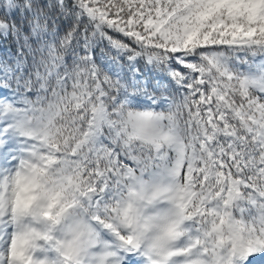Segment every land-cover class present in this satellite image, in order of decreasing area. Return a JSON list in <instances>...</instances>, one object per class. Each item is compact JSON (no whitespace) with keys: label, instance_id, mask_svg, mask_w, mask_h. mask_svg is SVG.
<instances>
[{"label":"rangeland","instance_id":"374dc122","mask_svg":"<svg viewBox=\"0 0 264 264\" xmlns=\"http://www.w3.org/2000/svg\"><path fill=\"white\" fill-rule=\"evenodd\" d=\"M88 1L92 4H87L86 8L92 18L132 35L143 47L155 51L158 56L163 54L167 57L164 68L150 52L118 46L106 36L107 46L115 55L110 56L111 63L112 59L115 63L121 61V68L134 85L141 80L142 96L148 93L145 77L148 72L156 78L173 73L174 77L178 76L186 93L196 88L194 77L199 73L213 83L220 95L218 111L223 116L245 111L257 123L264 122V102L254 96L248 104L240 102L239 106L233 105L224 90L230 89V84L220 79L221 76L225 79L222 73L232 77L234 68H243L241 85L244 92L247 95L254 91L264 93V0H149L147 4L127 0V9H132L136 18L138 15L141 17L139 20L142 22H137L138 25L136 22L132 24V15L126 19L123 13L120 16L118 12L120 8L125 9L126 0H121V5L115 9L114 0ZM197 45H208L206 59L222 73H215L206 62H196L193 49ZM12 56L7 48L0 52V264H123L119 249L125 253L132 246V241L134 251L136 246L143 244L141 260L148 264H205V257L193 256L199 253L197 247L185 246L177 256L173 243L181 212L194 195L196 198L194 189L201 190L197 183L190 181L198 158L196 148L191 143L188 153L175 113L114 109V117L126 137L139 136L151 142L152 137L156 136L165 142L164 163L151 165L150 180L143 178L142 172H138L135 165L130 163H125L122 176L118 153L114 147L108 150L107 142H104L103 150L100 148L97 153L93 151L92 144L90 148L84 147L77 152L83 145L76 144L72 154L61 157L54 148L46 150L48 147L43 143H40L41 146L39 142L37 145L30 144L34 143V139L30 140L31 136L51 142L47 136L57 128L51 124L56 116L54 112L36 106L38 113L33 115L34 119L32 116L35 125L29 132L30 107L27 100L17 92H13V97L9 96V99L2 95V90L9 87L10 74L16 69L11 71L7 68ZM179 57L189 71L172 69L171 61ZM137 60L145 62V66H133ZM88 99L87 96L84 101ZM105 106L112 125L114 119L106 103ZM8 113L14 114L11 119L16 124L3 122V118L9 117ZM44 116L46 120H43ZM196 120H199L198 116ZM73 122L74 118L72 122L67 121L64 131L76 128L77 125L69 126ZM11 125H17L24 131V136L13 131L17 127L12 128ZM106 125L105 122L102 124L101 134ZM230 129L225 133L235 135ZM69 141L55 143L63 147L69 145ZM19 160L24 163L21 164ZM48 163L53 166L52 169L47 168ZM177 172L184 173L185 180L176 188L172 177ZM124 181L131 193L129 204L124 200L121 203L118 201L120 193L123 198L124 190L128 194ZM259 184L264 193V182ZM249 202L253 204V199ZM125 209L135 235L131 243L124 228L120 229L111 221L112 217L118 218V213L125 218ZM260 215L263 216L264 211ZM263 225L260 222L262 231L239 226L233 232L242 242L245 232L248 247L253 236L258 251H264ZM100 227L111 229L108 230L111 234L117 232L116 236L120 239L116 237L115 242L114 235H106L103 232L106 230ZM256 233H262L260 238ZM208 249L210 247H204V250ZM237 249L243 253L244 247L238 244ZM61 250L67 263L62 258L60 261ZM213 254V262L220 263L215 252ZM253 260H257V257Z\"/></svg>","mask_w":264,"mask_h":264},{"label":"trees","instance_id":"16d2710c","mask_svg":"<svg viewBox=\"0 0 264 264\" xmlns=\"http://www.w3.org/2000/svg\"><path fill=\"white\" fill-rule=\"evenodd\" d=\"M73 2L0 0V19L10 24L8 41L21 48L27 57V77L20 79L16 76L12 84L16 88H40L39 93L33 96V102L36 106L49 108L56 115L51 124L57 128L47 137L52 143L70 140L69 145L63 147L55 143L63 151H70L73 143L82 137L88 115L96 106L89 66L97 58V54L85 52L82 42L75 35L80 26H85L89 33L93 26L87 12L79 6H73ZM121 2L114 0L113 8L118 7ZM127 4L126 0L125 9L120 8L118 12L120 16L123 13L122 16L129 18L134 11L127 9ZM135 22L138 25L136 20H132V24ZM102 30L109 32L121 43L136 45L131 37H126L115 29L103 27ZM99 46L104 44L99 42ZM97 72L109 92L110 100L117 87L128 84L124 77L107 73L98 62ZM87 96L89 99L84 101ZM73 118L74 122L69 126L77 127L64 131L67 121L72 122ZM43 120H46L45 116Z\"/></svg>","mask_w":264,"mask_h":264},{"label":"bare ground","instance_id":"6f19581e","mask_svg":"<svg viewBox=\"0 0 264 264\" xmlns=\"http://www.w3.org/2000/svg\"><path fill=\"white\" fill-rule=\"evenodd\" d=\"M99 89H100L101 96L99 97L98 106L94 110V112L91 114V118H90L89 124H88L87 129H86V133L84 134L82 141L77 143L78 146H81V145L89 146L92 144L95 153H97L100 150V148L103 144V140H104V138H103L104 135L100 133L101 129H102L101 128L102 124L104 122L107 124H110L108 117H107V114H106V111H105V107H104L105 93L103 90L101 91L100 86H99ZM33 141H34V143H30V144H33V145L38 144L37 140L34 139ZM81 142H82V144H80ZM19 161H21V164L24 163L22 160H19ZM21 169H23V168H21ZM116 241H117V238H116ZM60 261H61V259H60Z\"/></svg>","mask_w":264,"mask_h":264}]
</instances>
